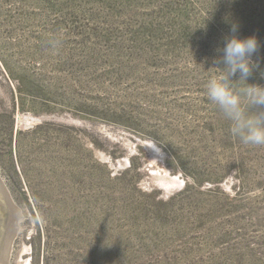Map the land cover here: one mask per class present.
Listing matches in <instances>:
<instances>
[{
  "label": "rangeland",
  "instance_id": "rangeland-1",
  "mask_svg": "<svg viewBox=\"0 0 264 264\" xmlns=\"http://www.w3.org/2000/svg\"><path fill=\"white\" fill-rule=\"evenodd\" d=\"M231 22L264 87V0H0L9 264H264V146L206 96Z\"/></svg>",
  "mask_w": 264,
  "mask_h": 264
},
{
  "label": "clouds",
  "instance_id": "clouds-1",
  "mask_svg": "<svg viewBox=\"0 0 264 264\" xmlns=\"http://www.w3.org/2000/svg\"><path fill=\"white\" fill-rule=\"evenodd\" d=\"M239 24L231 22L225 35L223 48L218 49L214 63L220 74L210 78L206 84V96L230 122V133L245 145L264 146V87L250 85L248 78L258 67L253 56L259 50L255 36L241 39ZM239 73V81L245 87L236 88L232 77ZM264 77V72L261 73ZM255 109V111H252Z\"/></svg>",
  "mask_w": 264,
  "mask_h": 264
},
{
  "label": "water",
  "instance_id": "water-1",
  "mask_svg": "<svg viewBox=\"0 0 264 264\" xmlns=\"http://www.w3.org/2000/svg\"><path fill=\"white\" fill-rule=\"evenodd\" d=\"M35 121L41 119L32 118ZM21 223L20 211L0 176V264H9Z\"/></svg>",
  "mask_w": 264,
  "mask_h": 264
}]
</instances>
